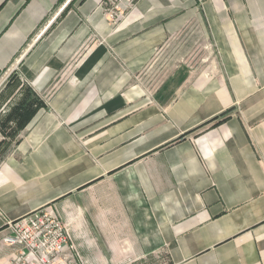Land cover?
<instances>
[{
	"label": "crops",
	"instance_id": "crops-1",
	"mask_svg": "<svg viewBox=\"0 0 264 264\" xmlns=\"http://www.w3.org/2000/svg\"><path fill=\"white\" fill-rule=\"evenodd\" d=\"M190 25L213 57L150 97ZM47 207L115 256L264 264V0H0L1 247Z\"/></svg>",
	"mask_w": 264,
	"mask_h": 264
},
{
	"label": "rangeland",
	"instance_id": "rangeland-1",
	"mask_svg": "<svg viewBox=\"0 0 264 264\" xmlns=\"http://www.w3.org/2000/svg\"><path fill=\"white\" fill-rule=\"evenodd\" d=\"M211 47L197 38L193 26L190 25L184 32L172 37L161 47L150 64L138 76L137 82L150 97L157 98L162 92L161 95L169 99L174 93H168L165 90L170 89L173 92L176 90L181 84L177 82L180 73H185L184 70L201 71L207 67V63L203 60L205 57H213ZM185 54L194 59L192 64L185 57L180 58ZM166 84L167 87H165ZM93 239L94 236H88V238L83 236L80 241H70L77 255L74 252L71 253L72 259L69 264H165V257L161 250L156 249L147 257L115 256L106 249L110 243H101ZM123 244L126 245V243H120V246L123 247ZM79 245L80 249L86 250L83 254L78 252ZM14 253L15 249L2 248L0 245V264H14Z\"/></svg>",
	"mask_w": 264,
	"mask_h": 264
},
{
	"label": "built area",
	"instance_id": "built-area-1",
	"mask_svg": "<svg viewBox=\"0 0 264 264\" xmlns=\"http://www.w3.org/2000/svg\"><path fill=\"white\" fill-rule=\"evenodd\" d=\"M107 2L114 6L117 0ZM1 244L15 249L14 264H69L71 253L77 255L66 225L48 207L8 223Z\"/></svg>",
	"mask_w": 264,
	"mask_h": 264
}]
</instances>
